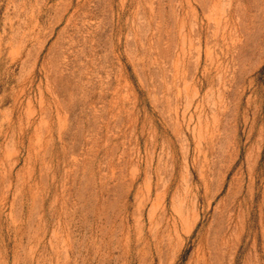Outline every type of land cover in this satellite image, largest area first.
Segmentation results:
<instances>
[{
  "label": "rangeland",
  "instance_id": "1",
  "mask_svg": "<svg viewBox=\"0 0 264 264\" xmlns=\"http://www.w3.org/2000/svg\"><path fill=\"white\" fill-rule=\"evenodd\" d=\"M0 264H264V0H0Z\"/></svg>",
  "mask_w": 264,
  "mask_h": 264
}]
</instances>
